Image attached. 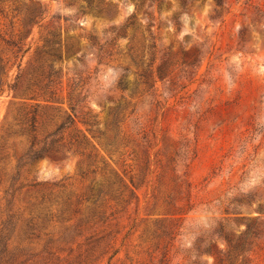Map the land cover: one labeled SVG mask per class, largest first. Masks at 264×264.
I'll use <instances>...</instances> for the list:
<instances>
[{
  "label": "rangeland",
  "instance_id": "374dc122",
  "mask_svg": "<svg viewBox=\"0 0 264 264\" xmlns=\"http://www.w3.org/2000/svg\"><path fill=\"white\" fill-rule=\"evenodd\" d=\"M135 1L0 4V264H264V0Z\"/></svg>",
  "mask_w": 264,
  "mask_h": 264
},
{
  "label": "trees",
  "instance_id": "16d2710c",
  "mask_svg": "<svg viewBox=\"0 0 264 264\" xmlns=\"http://www.w3.org/2000/svg\"><path fill=\"white\" fill-rule=\"evenodd\" d=\"M159 0H136L134 5H135V10L140 9L143 10L145 14H148V10L154 6V4L156 2H158ZM7 2H13V0H0V4L1 3H7ZM149 2L148 6H146V4ZM88 8H90L89 10H93L96 12V14L103 16V17H107L108 19L112 20L113 17L117 14L116 12V5L112 2V0H98V4L96 6H92V4L89 2L88 3ZM1 9V7H0ZM87 9H85L86 11ZM2 11V10H1ZM29 11V15H28V20L29 23H37L38 21H36L38 18L42 19L43 18V12L41 11V8H30L28 9ZM136 19L134 16V13L125 19V21L123 23H121L120 25H118L117 27L113 28V30L110 32L111 33V39L107 42L111 45H115L116 41L118 38H123L126 36V31L130 28H133L136 25ZM150 34H149V38L151 40H154L153 43L150 46V51H154L156 48V42H155V36L154 33L151 31V29H149ZM136 38V34L133 35L132 40L134 42ZM95 40V39H94ZM15 44V46L17 47V50L14 51V58L18 57V53L21 52V57L24 56V54L26 53V49L23 50L22 47L18 46V44ZM96 44L98 45L97 41ZM62 42L60 39H58L56 36L52 37V38H48L45 40V44L43 47V54L44 56H47L48 59L50 60L48 67L49 70L44 71L43 75L44 78L47 80L46 84L44 85L45 90L50 91V87L53 84V78L54 76L57 74V72L54 69L53 66V62H55L56 60H61L64 56L62 55ZM74 46H70L67 47V55H74L76 51ZM131 50H133V48H131ZM142 48H141V53L138 55L139 57V63H143L142 62ZM154 62V59H151V64L147 65V68L144 70V72L141 74V76L145 79L148 80V82H150V80H152V71L150 69L152 63ZM8 60L5 61L2 57H0V96L3 95L6 91H10V90H15L17 87V83L14 82L12 83L10 76H9V69H8ZM16 65V62L14 61V63L12 64V67ZM18 67V69H20L21 64L18 63L16 65ZM45 70V69H43ZM18 78V76H17ZM52 93V92H51ZM73 112H75V107L72 108ZM73 122V117L72 115H68L63 123V125L61 126V128H64L70 124H72ZM226 239V237H225Z\"/></svg>",
  "mask_w": 264,
  "mask_h": 264
}]
</instances>
